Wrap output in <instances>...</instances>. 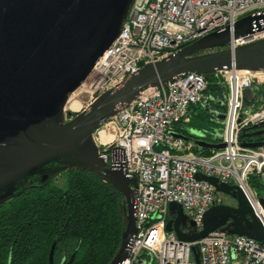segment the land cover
Masks as SVG:
<instances>
[{
	"label": "water",
	"instance_id": "obj_1",
	"mask_svg": "<svg viewBox=\"0 0 264 264\" xmlns=\"http://www.w3.org/2000/svg\"><path fill=\"white\" fill-rule=\"evenodd\" d=\"M132 1L0 0V200L17 191L11 190L14 186L34 180L47 169L88 170L119 190L125 202L126 224L110 264L126 259L128 245L137 233L133 210L137 181L110 169L99 157L93 133L100 121L113 118L141 92L182 75H217L223 69L264 72V39L233 50L226 48L231 37L252 33L257 18L246 16L232 29L216 30L154 64L144 65L118 88L98 95L86 109L66 120L67 101L119 35ZM251 127L264 135V121ZM175 136L192 140L198 148H224L220 139L213 144L200 136ZM242 146L259 148L264 141ZM195 178L230 197L235 205L211 206L201 230L196 231L182 207L172 202L166 232H174L182 242H196L222 231L264 244V228L237 185L203 174ZM257 200L264 213V198ZM192 255L195 264H200L196 246ZM49 264H53L51 252Z\"/></svg>",
	"mask_w": 264,
	"mask_h": 264
},
{
	"label": "built area",
	"instance_id": "obj_2",
	"mask_svg": "<svg viewBox=\"0 0 264 264\" xmlns=\"http://www.w3.org/2000/svg\"><path fill=\"white\" fill-rule=\"evenodd\" d=\"M246 16L257 18L252 33L231 37L226 46L231 50L264 39V0H133L119 35L84 81L95 83L89 104L144 65L216 30L232 29ZM217 74L226 89L221 150L196 154L192 140L174 134L176 124L191 121L192 106L207 107L211 101L204 77L193 73L141 92L94 131L99 157L110 169L137 181L133 198L137 233L121 264H137L143 254L149 255L150 264H195L194 246L200 264H264V244L253 239L215 231L196 242H182L174 232L165 231L172 202L182 207L196 231L211 206L227 205L212 185L196 180L197 174L237 185L264 228V213L248 182L256 176L264 184V146L246 148L239 142L244 128L264 121V107L249 111L244 106V91L264 86V75L234 69Z\"/></svg>",
	"mask_w": 264,
	"mask_h": 264
},
{
	"label": "trees",
	"instance_id": "obj_3",
	"mask_svg": "<svg viewBox=\"0 0 264 264\" xmlns=\"http://www.w3.org/2000/svg\"><path fill=\"white\" fill-rule=\"evenodd\" d=\"M205 94L225 100L226 89L215 74L203 76ZM263 93L264 86H259ZM244 104L247 103L244 94ZM191 125L208 127L206 109L196 108ZM251 126L239 133L241 145L264 141ZM208 142H214L204 137ZM196 154L210 150L194 147ZM64 179L62 187L54 179ZM253 191L264 192L256 176L248 180ZM126 224L123 195L82 168L43 171L32 181H24L17 191L0 200V264H110ZM140 259L147 260L143 254Z\"/></svg>",
	"mask_w": 264,
	"mask_h": 264
},
{
	"label": "crops",
	"instance_id": "obj_4",
	"mask_svg": "<svg viewBox=\"0 0 264 264\" xmlns=\"http://www.w3.org/2000/svg\"><path fill=\"white\" fill-rule=\"evenodd\" d=\"M257 91L258 92H256V94H253L251 90L247 91L246 100L249 101L253 99V101L254 100L258 101L257 100L258 98L260 101H262L263 93L260 87ZM196 108L197 106L191 107V121L197 114ZM203 108L206 109L208 115V121H207L208 127L204 128L205 130H201L196 128L195 126H192L190 121L189 123L186 124L183 123L176 124L174 126V134L183 135L185 137L193 138V139L195 136H200V137L206 136L211 138L212 141H214L209 143L216 144V140L220 139L223 129L225 100L218 98L211 99L208 106ZM140 261H143V264H149L148 259L147 260L142 259Z\"/></svg>",
	"mask_w": 264,
	"mask_h": 264
},
{
	"label": "rangeland",
	"instance_id": "obj_5",
	"mask_svg": "<svg viewBox=\"0 0 264 264\" xmlns=\"http://www.w3.org/2000/svg\"><path fill=\"white\" fill-rule=\"evenodd\" d=\"M216 77H218V78H220L219 77V74H217L216 75ZM220 80H221V78H220ZM221 82H222V80H221ZM86 84H88L87 82H84L83 83V85H86ZM82 89V90H81ZM259 89V86H254L253 88H251L250 90H251V92L253 93V94H256V92H258L257 90ZM79 91H85L86 90V87H80L79 89H78ZM250 90H248V91H250ZM245 100V99H244ZM257 100L258 101H253V99L252 100H247V103L246 104H244V106H245V109L246 110H249V111H254V110H257L258 108H260V107H264V104H263V99H262V101H260L258 98H257ZM66 112H71L72 113V115L71 116H68L67 115V113H65V119L66 120H68L70 117H72V116H74L75 114H76V112H74V111H69V110H67ZM55 185H57L58 187H62L63 186V183H64V179H62V177L61 176H58L57 178H55L54 179V182H53ZM18 184V183H17ZM16 184V185H17ZM19 186L20 185H17V186H14L11 190H18V188H19ZM252 192H253V194L255 195V197L258 199V198H264V192H259V193H257L256 191H253L252 190ZM259 196V197H258ZM223 203L224 204H227V205H229V206H234L235 205V202L230 198V197H228V196H224L223 195Z\"/></svg>",
	"mask_w": 264,
	"mask_h": 264
},
{
	"label": "bare ground",
	"instance_id": "obj_6",
	"mask_svg": "<svg viewBox=\"0 0 264 264\" xmlns=\"http://www.w3.org/2000/svg\"><path fill=\"white\" fill-rule=\"evenodd\" d=\"M260 75H264V74L260 73ZM94 85L95 83L93 81L88 82V84L86 85H82L81 88L86 87V90L85 91L77 90L76 92H74L67 101L65 110L76 112L79 111L82 107L88 105L91 99V94L93 92Z\"/></svg>",
	"mask_w": 264,
	"mask_h": 264
},
{
	"label": "flooded vegetation",
	"instance_id": "obj_7",
	"mask_svg": "<svg viewBox=\"0 0 264 264\" xmlns=\"http://www.w3.org/2000/svg\"><path fill=\"white\" fill-rule=\"evenodd\" d=\"M254 142H258V141H254ZM254 142H253V143H254ZM190 229H191V228H190Z\"/></svg>",
	"mask_w": 264,
	"mask_h": 264
}]
</instances>
